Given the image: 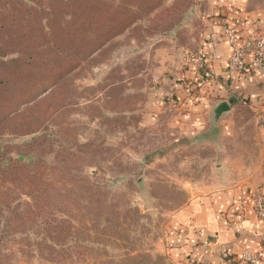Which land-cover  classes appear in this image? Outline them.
Wrapping results in <instances>:
<instances>
[{"label":"rangeland","instance_id":"1","mask_svg":"<svg viewBox=\"0 0 264 264\" xmlns=\"http://www.w3.org/2000/svg\"><path fill=\"white\" fill-rule=\"evenodd\" d=\"M203 3L0 0V264H172V213L242 180L222 167L253 138L248 107L226 142L162 89Z\"/></svg>","mask_w":264,"mask_h":264},{"label":"crops","instance_id":"2","mask_svg":"<svg viewBox=\"0 0 264 264\" xmlns=\"http://www.w3.org/2000/svg\"><path fill=\"white\" fill-rule=\"evenodd\" d=\"M256 3L204 0L199 8L206 26L203 37L193 49L180 47V55L173 57L163 76L168 104L177 103L201 134L208 130L203 128L208 119L209 131L216 139L233 140L238 136L236 105L244 103L254 115L250 121L253 138L242 137L247 139L224 156L236 161L222 167L244 181L231 177L232 184L220 182L216 188L192 196L168 220L165 249L172 264H251L244 260L245 254H262L255 264H264V220L254 211L255 196H264V67L231 74L232 48L226 35V29H235L244 41L264 27V6ZM209 70L220 80L203 82ZM222 102L228 103L231 111L214 124L213 110ZM248 142H254L255 155L243 149L250 147Z\"/></svg>","mask_w":264,"mask_h":264},{"label":"built area","instance_id":"3","mask_svg":"<svg viewBox=\"0 0 264 264\" xmlns=\"http://www.w3.org/2000/svg\"><path fill=\"white\" fill-rule=\"evenodd\" d=\"M226 35L232 48L228 67L231 74H244L249 70H258L264 67V30L254 31L248 38L241 41L235 29H226ZM220 77L212 71L206 72L203 82L209 80L219 81ZM254 211L258 219L264 220V196L258 194L254 198ZM263 255L249 256L245 254L244 260L255 264Z\"/></svg>","mask_w":264,"mask_h":264},{"label":"water","instance_id":"4","mask_svg":"<svg viewBox=\"0 0 264 264\" xmlns=\"http://www.w3.org/2000/svg\"><path fill=\"white\" fill-rule=\"evenodd\" d=\"M230 111H231V107L228 103L226 102L220 103L213 110V118H212L213 123L216 124L220 119V117H222L225 113Z\"/></svg>","mask_w":264,"mask_h":264},{"label":"trees","instance_id":"5","mask_svg":"<svg viewBox=\"0 0 264 264\" xmlns=\"http://www.w3.org/2000/svg\"><path fill=\"white\" fill-rule=\"evenodd\" d=\"M33 54H35V53H31V56L33 55ZM32 59V58H31ZM33 61H35L36 59H32ZM20 62H22V60L21 59H14V60H11V61H9L8 62V65H10V66H13V67H18V65H16V64H18V63H20ZM7 65V64H6ZM30 82V81H29ZM28 82V84L26 85V88H24L25 90L23 91V95H26L27 93L29 94L34 88H37V87H41V86H43V84L42 83H35V82H33V83H29Z\"/></svg>","mask_w":264,"mask_h":264}]
</instances>
